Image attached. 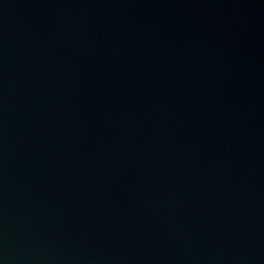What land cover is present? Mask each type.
<instances>
[{"label":"water","instance_id":"water-1","mask_svg":"<svg viewBox=\"0 0 264 264\" xmlns=\"http://www.w3.org/2000/svg\"><path fill=\"white\" fill-rule=\"evenodd\" d=\"M0 264H264V0H0Z\"/></svg>","mask_w":264,"mask_h":264}]
</instances>
